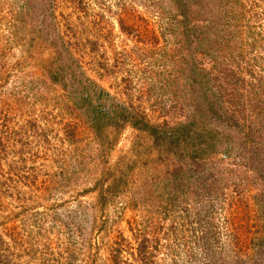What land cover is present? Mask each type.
Wrapping results in <instances>:
<instances>
[{
  "label": "rangeland",
  "instance_id": "obj_1",
  "mask_svg": "<svg viewBox=\"0 0 264 264\" xmlns=\"http://www.w3.org/2000/svg\"><path fill=\"white\" fill-rule=\"evenodd\" d=\"M0 264H264V0H0Z\"/></svg>",
  "mask_w": 264,
  "mask_h": 264
}]
</instances>
